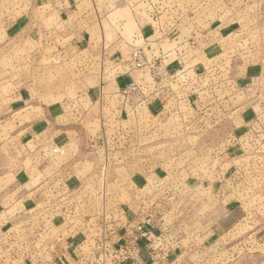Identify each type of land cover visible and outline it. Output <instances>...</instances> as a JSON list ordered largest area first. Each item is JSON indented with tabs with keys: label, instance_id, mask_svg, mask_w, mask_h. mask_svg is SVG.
Wrapping results in <instances>:
<instances>
[{
	"label": "rangeland",
	"instance_id": "rangeland-1",
	"mask_svg": "<svg viewBox=\"0 0 264 264\" xmlns=\"http://www.w3.org/2000/svg\"><path fill=\"white\" fill-rule=\"evenodd\" d=\"M25 102L50 124L36 151L0 127V187L22 166L57 189L0 195L28 262L129 208L172 264H264V0H0V119Z\"/></svg>",
	"mask_w": 264,
	"mask_h": 264
},
{
	"label": "crops",
	"instance_id": "crops-1",
	"mask_svg": "<svg viewBox=\"0 0 264 264\" xmlns=\"http://www.w3.org/2000/svg\"><path fill=\"white\" fill-rule=\"evenodd\" d=\"M87 47L89 48V43L87 44ZM86 49V48H85ZM128 76V75H127ZM130 80V79H129ZM100 82H98L99 84ZM93 91V85H89L86 88V92H80V94H89ZM24 93V92H22ZM21 92H17L15 94H13V98L15 99H19V98H24V96L22 95ZM80 97V96H79ZM17 106H15V108H11V110H9L8 108L5 111L1 112V119H0V127H1V131L6 132L7 127H5V125L9 124L12 128L11 133L5 136V139H7V137L9 138H14L15 142H14V149H19L20 147H24L25 144H27V149H29V142H25V144H21L23 141H25V138H28V140L31 141V144H33L34 150L39 148V143L37 142L39 135H36L37 130L39 129L40 125L42 124L43 127L47 126L48 124H50L48 118H43L40 116V114H43L44 110L42 111L41 107L39 105H33V103L29 104L27 102L20 103V104H16ZM41 109V111H40ZM71 109V108H70ZM73 109L72 108V113H73ZM45 110H49L48 108ZM51 111V110H49ZM75 113H78L77 110H74ZM71 113V112H70ZM8 119L10 120V122L8 121ZM45 119H48L47 123H44ZM9 122V123H8ZM3 127V128H2ZM39 132V130H38ZM18 137H20V140H18ZM9 141H5L4 144H6ZM1 146H3L1 144ZM32 150L30 154H35V151ZM2 165L4 164L6 169L9 168L11 166V169L13 168V163L9 162L7 159L1 161ZM11 163V164H10ZM35 166V165H34ZM39 166V164H38ZM3 166H1L2 168ZM0 168V169H1ZM7 169V170H9ZM1 171V170H0ZM14 176L12 177L13 180H15V188H4L0 187V195L1 194H5L6 195H13L12 193L14 192L16 195V204L19 203V199L21 196H23L24 194L26 195H31L34 196L32 198H29L30 200L27 202L26 206L32 205L34 201L36 200L35 195L38 194H46V195H54L57 194V189H56V185L55 181H53L55 178L48 176V174H45L44 176L41 177V174L35 175V174H30V170L26 169L22 166H20L18 169H14ZM26 171V173H25ZM5 175L7 174H3L2 172H0V179L4 178ZM32 177V178H31ZM81 181L80 178H77L76 176L72 177V178H68V182L70 184V186H73L76 188L78 182L77 181ZM49 181H53L51 185H49ZM47 184V185H46ZM29 185V186H28ZM28 186V188H27ZM6 190V191H5ZM14 190V191H13ZM77 191L76 189H74V192ZM85 192H88L87 190H82L80 193L84 194ZM73 193V192H72ZM22 200V199H21ZM0 207L5 208L6 204H8V201L1 202L0 203ZM124 207V206H122ZM129 207V206H128ZM24 208V207H23ZM126 209V208H125ZM1 210V209H0ZM131 210L128 208L126 209V214H125V219H127L126 221H130V219H132L135 214L130 213ZM131 215V216H130ZM9 221L12 220H8L5 219L3 221V219H0V264H41V260L37 258V260H35V258H33L31 260V262H28V260H26L28 254L27 253H19V254H13V247L14 246H18V242L22 240L21 237H19L17 235V233L15 232H9V230H6V228H12L13 225H15V227L18 226L17 223H14L12 225H9ZM123 221V220H122ZM126 221H123L124 224L121 223V220L118 221L117 223L119 224V229L117 234L119 236L123 235V238L126 239V235H124L125 228L124 225L126 223ZM2 229V230H1ZM5 229V230H4ZM82 231L81 235H76L74 236L73 234H69V238L62 240L61 242L58 241H53L54 243V249L51 252H46L45 254V258L48 260L47 264H77V258L80 257V255L82 254L80 252V250L82 249V246L79 244L78 248H76V251H73L72 253L69 252V247H65V245L67 243H69V241H71V239L74 240V243H78L79 241H83L84 238H86L87 236V232L85 229H80ZM71 236V239H70ZM68 237V236H67ZM79 237V238H78ZM118 237V236H116ZM194 242V241H193ZM192 242V245H193ZM4 243H8L9 247L6 249ZM80 249V250H79ZM195 252V251H194ZM194 252L190 253L191 255H194ZM192 258V256L190 257ZM180 264V263H178Z\"/></svg>",
	"mask_w": 264,
	"mask_h": 264
},
{
	"label": "built area",
	"instance_id": "built-area-1",
	"mask_svg": "<svg viewBox=\"0 0 264 264\" xmlns=\"http://www.w3.org/2000/svg\"><path fill=\"white\" fill-rule=\"evenodd\" d=\"M146 212L149 211L143 212L145 213L143 219L134 216V219L126 221L123 227L126 239L123 235L117 234L119 229L117 222L120 219H113L112 223H109L102 217L91 225L93 231L90 225H86L85 230L87 232L89 229L90 234L87 232L86 238L80 243L82 249L79 250L82 254L77 258V264H172L170 254L174 252L175 247L169 243L167 230L164 224H161V220L155 219L156 215L154 217L152 213ZM121 223L124 224L122 220ZM49 243L52 242L49 240ZM4 245L6 249L9 247L8 243ZM53 245L50 244L49 251L40 253L33 249L28 251L35 259H40L41 264H47L48 260L44 253L51 252ZM69 245L72 243H67L65 247ZM34 247L36 244L32 245V248ZM13 249V254L24 252L28 254L21 245L14 246Z\"/></svg>",
	"mask_w": 264,
	"mask_h": 264
}]
</instances>
